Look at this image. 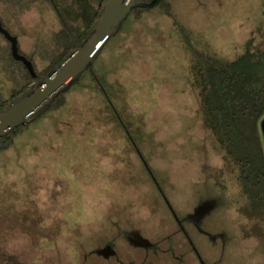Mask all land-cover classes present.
<instances>
[{
	"label": "rangeland",
	"instance_id": "rangeland-1",
	"mask_svg": "<svg viewBox=\"0 0 264 264\" xmlns=\"http://www.w3.org/2000/svg\"><path fill=\"white\" fill-rule=\"evenodd\" d=\"M56 2L54 11L43 0H0L1 24L40 76L61 52L63 25L75 36L84 32L76 1ZM161 2L134 13L92 72L64 92L62 106L0 152V264H102L85 254L118 233L171 230L144 163L179 214L199 199H218L212 223L225 227L246 264H264V230L245 218L234 174L202 120L190 71L194 53L181 38L183 29L192 50L226 60L248 42L262 49L264 0ZM9 53L0 35L4 101L30 83Z\"/></svg>",
	"mask_w": 264,
	"mask_h": 264
},
{
	"label": "trees",
	"instance_id": "trees-1",
	"mask_svg": "<svg viewBox=\"0 0 264 264\" xmlns=\"http://www.w3.org/2000/svg\"><path fill=\"white\" fill-rule=\"evenodd\" d=\"M43 1L48 2L52 8L54 6L56 10H59L56 0ZM75 1V8L80 13L76 15L77 19L83 17L82 21L85 22L82 35L75 36L73 28L67 25V29L62 24L63 28L60 35L64 42L58 41L59 46H61L58 58L52 61L42 76L34 70L36 78L33 79L27 73L30 83L12 92L8 100L4 101L0 98V113L23 93L31 89L38 79L49 73L61 61H64L65 57L74 49V44L78 43L77 37L79 41H82L96 24L106 2V0H96V8H93L90 0ZM137 1L148 2L150 0ZM161 1L157 6L150 9H133L124 22L125 24L109 39L108 43L116 38L121 28L127 24L128 19L134 13L149 11L162 6ZM1 25L5 29L3 24ZM190 37L188 33H183L182 29L181 38L188 49L194 53L190 71L193 86L198 90L199 113L205 126L223 152L224 166L234 174L239 195L243 199L242 207L244 214L247 215L245 218L257 219L264 230V47L255 50L251 48L252 46L248 42L240 55L234 59L226 60L207 53H197L194 48L193 51ZM108 43L105 44L104 48ZM9 60L13 62L10 57ZM17 63L27 72L22 63ZM92 70H86L84 73H90ZM91 76L95 81L93 73ZM78 80L74 85L78 83ZM95 83L100 86L99 81H95ZM63 94L54 99L49 108L32 122L37 121L45 113L61 107ZM28 125L17 127L7 136L0 138V152L9 149L13 138Z\"/></svg>",
	"mask_w": 264,
	"mask_h": 264
},
{
	"label": "flooded vegetation",
	"instance_id": "flooded-vegetation-1",
	"mask_svg": "<svg viewBox=\"0 0 264 264\" xmlns=\"http://www.w3.org/2000/svg\"><path fill=\"white\" fill-rule=\"evenodd\" d=\"M156 189L162 197L161 188ZM161 199L170 217L171 230L161 231L154 237L144 236L138 229L123 231L85 257L94 256L106 264H246L225 227L212 223L213 213L220 208L218 199H199L190 212L183 214L174 211L163 197ZM213 199L215 207L210 210L204 207L196 212L202 203Z\"/></svg>",
	"mask_w": 264,
	"mask_h": 264
},
{
	"label": "water",
	"instance_id": "water-1",
	"mask_svg": "<svg viewBox=\"0 0 264 264\" xmlns=\"http://www.w3.org/2000/svg\"><path fill=\"white\" fill-rule=\"evenodd\" d=\"M159 2L160 0H150L148 2H139L137 0H106L98 21L84 40L80 43H75L74 49L65 57L64 61H61L49 73L38 79L31 89L23 93L7 109L0 113V138L7 136L17 127L30 124L49 108L54 99L73 86L82 73L86 70L91 71L95 59L105 44L125 24L124 22L133 9H150L157 6ZM0 35L9 44L11 58L16 62L22 63L30 77L33 79L36 78L30 59H27L18 52L16 37L4 29L1 22ZM143 165L150 174L155 186L160 189V186L155 180L156 178L153 177L147 165L145 163ZM161 195L168 204L164 194L162 193ZM215 205V199L208 200L202 203L196 212L200 209L203 210L204 207L210 210ZM171 211L175 215L173 210ZM96 253L100 254L103 251H97Z\"/></svg>",
	"mask_w": 264,
	"mask_h": 264
}]
</instances>
